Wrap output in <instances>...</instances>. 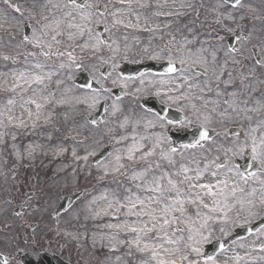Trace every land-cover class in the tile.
<instances>
[{
    "label": "rangeland",
    "instance_id": "obj_1",
    "mask_svg": "<svg viewBox=\"0 0 264 264\" xmlns=\"http://www.w3.org/2000/svg\"><path fill=\"white\" fill-rule=\"evenodd\" d=\"M105 1L87 0L85 7H81L68 0H0V25L6 28L5 31L0 29V51L18 55V58L12 61L6 62L5 59L3 62L0 61V93L4 94H0V137L1 135L8 137L11 133L10 124L14 123L13 113L20 118V121L14 124L18 132L23 131L22 125L25 124L22 120L25 116H29L30 123L28 125H31L30 127L34 131L29 134L33 138L28 145L23 144L18 147L12 142L5 146L3 143L0 144V181L4 184L3 196L8 199L15 197L13 195L15 192L21 194L19 197L33 193L38 198L33 202L37 204V211L29 218V222L41 223L45 219V228L42 227L41 230L48 233L50 243L53 244L56 240L57 243H60L59 247L65 254L77 256L81 261H87L88 257H93L97 264H159L161 260L169 262L175 260L176 264H181L180 257L187 250L186 245L191 243L188 240L189 236L195 235L199 238L201 230H206V235L208 231L211 232L208 239L201 245V251L204 253V247L228 234L229 227L234 229L236 225L248 223V220L240 221L230 214L231 211H228L229 222L225 225L215 213L202 212L204 211L202 205L203 202L212 204L214 201L222 200L224 195L241 201L239 193L244 183L234 167L233 160L236 155L239 156L241 152L246 151V148L251 150L255 146L260 151L262 150V143L258 137H255V133H249L247 140H241L239 137L228 138V161L227 167L223 168L212 167L219 160L218 156H212L206 160L202 158V155L192 156L185 150L174 154L166 151L165 156H161L160 152L156 150L152 156L146 158L152 160L150 168L157 174L149 175L139 168L126 172L127 166H131L129 164L131 161L126 159L121 161L124 167L119 171L111 170L110 162L114 164L116 155L126 156L129 150L124 146L126 138L120 140L122 146L109 159L97 165H92L90 162V164L85 163L82 166L81 163L85 161L86 155L79 156L77 151H66V144H71V141L64 140V133L69 123L74 122L75 116H84L87 110H80L79 102L77 103L76 99H69L76 102L77 106H73V111L76 114L68 113L63 119V113L59 112L57 120L52 118L47 123V134L42 143L38 139L42 137L39 135V128L35 125V120L40 119L39 109L42 108V104L38 100L35 101L34 96L27 100L25 90L14 89L11 86L12 76L20 74L23 80L18 83V86L24 84L26 88L34 92L43 91L46 94L44 103L51 104L52 112L59 111L60 104H71L68 101V96L76 97V93L68 91L72 88L67 86L66 80L70 82L75 77L74 74L77 70L86 69L91 71L90 75L93 76L98 74V69L103 67L107 61H110L112 65H118L120 59L130 58V60L136 61L140 59V56H148L153 52L161 51L160 44L157 43V24L151 26L150 22V26H146L149 22L146 15L155 5L153 0H140L143 3V8L137 5L136 7H121L122 9L118 10L106 9L105 12H101L98 7L100 3L105 4ZM180 1L177 0L178 3ZM241 5L248 8L247 13H242ZM51 6L55 11L53 14L49 13ZM189 6L190 19L193 22H198L200 18L206 20V44L203 48H199L195 39L199 31L198 28H195V38L191 37L184 42L169 40L162 48L166 49V55L184 65L185 60L181 55L184 54V51H192L195 55L192 62L203 63L210 69L211 76L205 79V83L200 82L201 78L191 71L187 72L192 80L199 83L198 90L204 86L206 92L211 93L218 86L216 77L220 73V64H222L221 75L228 77L225 85L229 87L245 85L242 80H244L248 66L242 65L241 59H237L228 52L223 42L222 29L235 23H245L242 24L245 28L244 31L249 34L251 39L255 38L256 29L264 28V0H244L239 5L240 8L237 9L226 6L220 0H189ZM93 7H95V12ZM201 8L205 9V12H201ZM130 15L135 17L137 24H143V28L153 27L152 40L147 49L140 42L147 41L144 37L131 41L129 36L123 34L125 27L122 20ZM24 20H28L32 26L33 44L22 42L18 32L13 37L10 36V33L13 32L12 29L17 31ZM103 25H107V30L114 38L108 45L103 44L97 32L98 27ZM175 25V28L170 26L168 31L177 39V32L181 25L179 19L175 21ZM48 36L55 37L52 50L47 49ZM83 36L87 37L89 41L92 37L99 39V53L93 59L85 51V48L92 45V42L88 41L86 44L82 41ZM182 42L186 43L187 47L185 45L182 51L176 50L178 46H182ZM250 43L251 41L245 42L244 40L240 42L243 45V53L248 54L246 48ZM43 49L49 50L50 53L45 54ZM220 51L224 54L222 61L217 57V53ZM157 59L167 60L165 56ZM186 77L184 70L177 76L185 81ZM238 77L241 78L238 79ZM118 82L120 80L118 81V78L113 76L109 83L116 85ZM253 84L255 85L254 81ZM222 86L223 83H220V87ZM52 87H57V92L53 95L48 93ZM255 87L257 88L256 85ZM78 91L85 94L88 99L89 96H92L82 90ZM215 92L218 97H223L225 94L222 89H217ZM10 100L12 103H9ZM37 104L40 105L39 108H37ZM263 104L262 96L259 105L263 107ZM238 107L236 101H232L230 105L228 103L227 107H224V111L227 113L226 119L228 118L227 128L236 127L237 119L232 118H236V114L242 112ZM244 120H248V118H242L238 122L243 130L248 128ZM74 124L78 127L80 122L76 121ZM113 127L118 129L122 126L113 125ZM102 129L107 130L105 127ZM24 136H26L25 133ZM9 139L12 140L11 137ZM35 139L39 143H31ZM78 149L80 146L75 148V150ZM135 160H141L140 152L136 153ZM106 165L110 168L108 175H104L103 172ZM185 168L190 171L185 173ZM198 172L200 178L184 181L185 175L195 178ZM176 173H180V175L177 176ZM153 177L159 179L165 189L162 201L164 198H178L183 200V205L178 204L174 210L169 212L170 224L166 226V232L153 230L140 233L142 238L137 246V233L131 232L129 227L140 228L147 223V227L152 228V224L148 222L149 217H141L140 222H136L137 217L127 215V208L117 211L119 205L116 201L125 202V198L129 195H132L133 198L139 195L142 199L158 195L144 191V188L151 186ZM168 179H172L180 189L179 197L176 196L175 190L171 189ZM227 180L234 181L236 190L231 189V192L224 194V183ZM191 184L213 185L216 196H205L200 188H191ZM136 185H141V187L137 188ZM74 192H83V194L70 209L55 216L61 199ZM198 196L200 198H197ZM194 199L195 202H193ZM227 200L225 201L226 205H228ZM258 202H260L259 198L248 204L255 203L249 206L251 218L259 214ZM151 207L155 208L157 216H160L163 202L160 205L153 203ZM12 208L11 205L4 206L0 209V213L4 214V218H7L6 215L12 212ZM219 210L223 212L222 209L219 208ZM193 211L195 212L192 213ZM232 211H239V206L235 204ZM97 213L100 214L97 215ZM221 227L225 230L221 231ZM27 229L30 230V227L27 226ZM176 229L180 230L176 231ZM165 236L173 243L161 245ZM255 236V240L260 244L261 234ZM41 239L45 240L43 236ZM145 244L150 249L142 250ZM251 247L249 241L234 243L217 254L216 264H249L252 259L264 264V253L260 251L258 255L257 250L252 249L256 252V254H252ZM153 250L156 253L155 258H153Z\"/></svg>",
    "mask_w": 264,
    "mask_h": 264
},
{
    "label": "flooded vegetation",
    "instance_id": "obj_2",
    "mask_svg": "<svg viewBox=\"0 0 264 264\" xmlns=\"http://www.w3.org/2000/svg\"><path fill=\"white\" fill-rule=\"evenodd\" d=\"M242 13L245 14V11H242ZM240 27L242 28L241 24H233L230 27H224L222 32L224 33L223 42L228 52L237 59H241L242 65L248 66L242 81L243 84L245 83L243 86L233 85L229 87L225 85L228 77L227 75H221L222 64H220V73L216 77L218 86L211 93H207L204 86L201 90H198L199 83L192 80L187 72L191 71L201 78L200 82L205 83V79L211 76V71L203 63H198L202 69L197 68L196 63L192 62L195 55L188 50L184 51L181 56L184 57L185 63H188L189 66H178L175 73L145 72L138 76H123L117 73L121 63L117 66L108 64L107 68L110 71L108 70L107 74H105L104 67L100 68L98 72L101 76V86L94 91L80 88L86 94L92 96H89L88 99L85 94L80 92L76 94V99L81 101L79 108L86 109L89 114L87 113L88 115L85 118L79 115L75 116L74 122L68 125L65 132L67 139L82 144L78 150H75V148L79 146L70 145L72 151H77L78 155L96 154L105 147H109L111 152L114 153L122 146L120 140L123 138H126L124 141L125 148L130 149L133 147L132 137L135 135L136 143L142 144L144 146L142 151L147 152L161 132L167 136L168 142L173 146L169 134L170 130L178 131L198 126L210 133L207 141L195 148L183 147L181 150H188L191 155H202V158L206 160H209L212 156H218L223 163H227V141L228 138H233L227 133V113L224 111V107L228 105V92L230 102L236 101L239 105L238 108L242 111L236 114L240 117L239 120L248 118V120H244L248 128L243 130L240 126L238 130L241 133L238 137L241 140H247L248 134L254 132L255 137H258L261 143L264 142V124H262L264 122V104L263 107L259 105L260 97L263 96L264 98V28L256 29L254 32L255 38L251 39L249 34L243 32ZM232 39L236 41L235 47L231 46L230 41ZM243 40L245 42L251 41L246 48L248 54L243 53V45L240 44ZM217 57L222 61L224 54L220 51L217 53ZM150 59L154 61L153 56L148 55L140 56V59L136 61L126 58L125 62L131 66L143 65ZM183 70L187 76L186 81L177 78ZM113 76H116L118 81L120 80L117 86L109 83ZM220 83H223L222 87H220ZM115 88H123L121 98L111 96ZM217 89H222L225 92L223 97L217 96L215 92ZM181 94H184L186 98L175 101V97L181 96ZM69 99H72L70 96H68V101L71 104H66V109L61 110L63 119L68 113L76 114L73 111L76 102ZM107 100L109 104L105 119L95 118L99 105ZM114 105L119 106L121 111L113 114ZM193 105H195V108H193ZM158 107L167 109L169 115H171L169 119L173 121L172 125H166L163 129L148 126V121L154 116H164L158 111ZM39 113L42 122L40 134L44 136L46 134L44 125L51 116L50 107L48 105L44 106L39 109ZM25 119L29 120L30 118L26 116ZM76 121L80 122L78 127L74 124ZM113 125H121L122 127L117 129ZM102 127L107 128V130H103ZM10 132L12 135L13 131ZM176 149L178 152L180 148ZM156 150L160 152L159 148ZM246 150L251 153V160L255 164L256 171L253 172L255 175H251V173L249 175L243 174L242 166L238 164V161L244 160L245 151L234 157V167L237 168L244 184L239 193L242 201L235 200L233 202L239 206V217H247V226H251L264 219V170H262L264 160L259 156L257 159H253L252 151L249 148H246ZM262 150H264V143H262ZM257 151L260 152L259 149ZM3 189L4 184L0 181V209L10 205L13 208L12 212L6 215L7 218H4V214L0 213V264H5V261H7V264H44V262H41L43 256L47 257L49 261L59 262L63 260L69 264H97L93 257H88L87 261H81L77 256L65 254L59 247L60 243H57L56 240L51 244L48 233L41 230L42 227L45 228V219L40 226L29 222V218L37 211V204L33 203L38 200L37 197L33 194L19 197L20 194L15 192L13 193L15 197L5 199ZM231 189L236 190V187ZM257 198L260 200L257 203L259 214L251 218L249 206L255 203L248 204L255 202ZM239 220L244 221V219ZM27 226L30 227V230L27 229ZM263 231L264 226L254 235L240 241H249L252 245L251 250L259 251L260 247L264 249ZM258 234H261L260 244L255 240V235ZM41 236L45 240L41 239ZM81 258L83 259V257Z\"/></svg>",
    "mask_w": 264,
    "mask_h": 264
},
{
    "label": "snow or ice",
    "instance_id": "obj_3",
    "mask_svg": "<svg viewBox=\"0 0 264 264\" xmlns=\"http://www.w3.org/2000/svg\"><path fill=\"white\" fill-rule=\"evenodd\" d=\"M240 0H236V4H239ZM17 11H19V9H17ZM53 40H55V37H53ZM151 56H153L154 58H160L161 56H165V58L168 60V73H175L177 70V66L175 64V62L173 61L171 56L166 55V49H161V51L159 53L153 52L150 54ZM182 98H186L184 97V94H181V96L175 97V101H179ZM9 103H12V101L10 100ZM37 108L40 107V105H36ZM114 107V113L121 111V109L119 108V106H113ZM193 108H195V105H193ZM31 115V114H30ZM127 123V122H125ZM173 124V121L171 119H169L167 116H162V115H156L154 116L151 120L148 121V126L150 127H159L161 129H163L166 125L170 126ZM209 137V133L207 130H204L200 136V139L197 140L195 143L193 144H188V145H184L185 148H195L200 144L201 140H207ZM133 139V147L130 148L126 154V156H122V155H116L115 157V162L114 164L112 162H110L111 165V170H115V171H119L121 168L124 167V164L121 162L123 159H126L128 161H134L136 159V153L140 152V158L144 159L148 156H152L156 149H160V155L161 156H165V152L169 151L171 153H176L177 149L173 146L170 145V143L168 142V138L167 136H165L163 134V132L160 133V135L156 138V140L153 142V144L151 145V147L149 148V150L147 152L141 151V149L144 147L142 144H137L136 143V136L134 135L132 137ZM255 144V142H253ZM264 143V142H262ZM243 150V149H242ZM251 151L253 153V159H257V157L259 156V158H261L262 160H264V150H261L259 153L257 151V148L255 146H253L251 148ZM166 158V157H165ZM84 159H87V156L84 157ZM109 166L106 165L103 172L104 175H108L109 174ZM262 170H264V164H262ZM188 171H190V169L185 168L184 172L187 173ZM177 176L180 175V173H176ZM251 175H255V173H251ZM103 178V177H102ZM134 178H139V177H134ZM199 177V172L197 174V177L193 178V177H189L187 175L184 176V181H189L192 179H198ZM183 182V181H182ZM168 184L171 185V189L175 190L176 196L179 197L180 195V189L177 187V185L173 182L172 179H168ZM137 188H140L141 185H136ZM191 188H200L203 192V195L205 196H211V197H215L216 196V192L213 191V188L215 186L213 185H209V184H191L190 185ZM145 192H151V193H157L158 195H153V196H149V197H145V198H141L139 195H136L135 198H133L132 195H129L125 198V202H121L120 200H117L116 203L119 205V207L117 208V211H119L120 209H124L127 208V215L129 216H135L137 217V221L136 222H140V218L147 216L149 217L148 222L152 224V228H148L147 227V223H145L144 227H129V230L133 233H137V246H139V241L142 238L140 236V233H147L153 230H157L160 232H166V226H168L170 224V220L168 219V214L170 211L174 210L176 205H183V200L181 199H169V198H164L162 201V197L164 196V187L163 185L159 182V179L153 177L152 181H151V186L144 188ZM197 198H200L199 196ZM146 201H148L146 203ZM163 202V207L160 208V212L161 215L157 216L156 214V209L151 207V204L155 203L156 205H160ZM193 202H195V199L193 200ZM110 206H111V202H110ZM205 208H209L208 204H204L203 205ZM218 208V202L214 201L213 207L209 208L210 212H215L217 211ZM230 210V209H229ZM100 213H97V215H99ZM173 219H175V217H173ZM223 223L226 225L229 222V217L227 212L224 213L223 217L221 218ZM238 219H244L245 221L247 220V217H238ZM160 221H163V223H160ZM157 225H159V228H157ZM180 229H176V231H179ZM221 231H224L225 229L222 227L220 229ZM247 231L251 232L252 229H246ZM206 230H201L199 232V238H197V236L193 235V236H189L188 240L191 241V243H188L186 245L187 250L181 255L180 259H181V264H216L215 258L212 256H207L206 254L202 253L201 251V245L204 241H206L208 239V236L211 235V232L208 231V234H205ZM163 243H167V244H172L173 241L171 239H168L167 236H165V238L163 239V241H161V245ZM223 245H220V248L223 249ZM148 249V245L145 244L144 249L142 250H146ZM176 251H179V249H176ZM156 253L155 250H153V258H155ZM5 264H7V261H5ZM159 264H176L175 260L172 261H164L161 260L159 262Z\"/></svg>",
    "mask_w": 264,
    "mask_h": 264
},
{
    "label": "bare ground",
    "instance_id": "obj_4",
    "mask_svg": "<svg viewBox=\"0 0 264 264\" xmlns=\"http://www.w3.org/2000/svg\"><path fill=\"white\" fill-rule=\"evenodd\" d=\"M155 5L153 6V9L151 10V13L149 14V18L153 24L158 22V29H159V39L157 43L159 44H165L168 42L172 37H169V33L167 32V26L168 24L174 23L175 19L181 18V26L179 27V34L183 31L184 35L180 36L179 39L184 41L188 38H190L193 34V31L195 28L202 29L205 33V24L204 20L201 18L198 20V22H191L190 20L187 21L186 23L182 24V18L186 17L188 12L182 13L181 9L182 7H187L189 9V0H181L179 3L177 0H154ZM140 0H106L105 4H108L110 9H115L118 10L119 8L122 9L121 7H135ZM141 4V3H140ZM62 7V6H61ZM63 8V7H62ZM202 9V8H201ZM54 8L51 6L49 8V13L53 14ZM201 12H205V9H202ZM136 19L134 16L130 15V17L124 19V25H125V33L127 34L128 32L130 33V40L133 41L136 38L141 37V35H145V37L148 39L146 42L143 43L144 48H148V46L151 43L150 35H146L149 31L150 28L144 29L141 28L140 26H135ZM201 40V45L206 44V39L204 37V34L201 33L200 35L197 36V41L199 42ZM83 42H88V38L83 36L82 37ZM92 42V45H89L85 48V51L87 54H90L91 56H94L98 54V51L100 49V43L98 37H92L90 39ZM89 41V42H90ZM55 40H53L52 36H48V45L51 48L52 43H54ZM87 44V43H86ZM90 44V43H88ZM183 46V45H182ZM99 47V49H98ZM153 60V59H152ZM228 188V191H230V186L229 184L226 185ZM150 249V247H148ZM252 264H257L255 261L252 262Z\"/></svg>",
    "mask_w": 264,
    "mask_h": 264
},
{
    "label": "water",
    "instance_id": "obj_5",
    "mask_svg": "<svg viewBox=\"0 0 264 264\" xmlns=\"http://www.w3.org/2000/svg\"><path fill=\"white\" fill-rule=\"evenodd\" d=\"M235 1H236V0H235ZM76 198H77V195H74V196H72V197L67 198V199L65 200V202L62 204V206H61V208H60V211H61V210H65L68 206H70ZM215 250H216V248L214 249V251H215ZM217 250H221V248L218 246ZM214 251H213V252H214ZM213 254H215V253H213Z\"/></svg>",
    "mask_w": 264,
    "mask_h": 264
}]
</instances>
